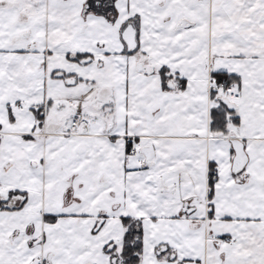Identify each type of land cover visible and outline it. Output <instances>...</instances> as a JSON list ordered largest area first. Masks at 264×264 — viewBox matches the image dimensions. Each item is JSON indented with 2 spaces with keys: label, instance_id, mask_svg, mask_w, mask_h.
<instances>
[{
  "label": "snow or ice",
  "instance_id": "obj_1",
  "mask_svg": "<svg viewBox=\"0 0 264 264\" xmlns=\"http://www.w3.org/2000/svg\"><path fill=\"white\" fill-rule=\"evenodd\" d=\"M0 264H264V0H0Z\"/></svg>",
  "mask_w": 264,
  "mask_h": 264
}]
</instances>
